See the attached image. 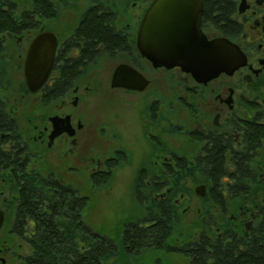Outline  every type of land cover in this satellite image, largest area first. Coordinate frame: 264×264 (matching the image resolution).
<instances>
[{
  "label": "flooded vegetation",
  "instance_id": "obj_1",
  "mask_svg": "<svg viewBox=\"0 0 264 264\" xmlns=\"http://www.w3.org/2000/svg\"><path fill=\"white\" fill-rule=\"evenodd\" d=\"M153 1L0 0V13L23 18L2 26L0 44V264H134L148 253L198 264L207 241L261 239L264 0H203V33L243 54L206 80L140 51ZM45 32L57 38L53 63L31 88L26 57ZM180 213L190 232H175Z\"/></svg>",
  "mask_w": 264,
  "mask_h": 264
},
{
  "label": "water",
  "instance_id": "obj_2",
  "mask_svg": "<svg viewBox=\"0 0 264 264\" xmlns=\"http://www.w3.org/2000/svg\"><path fill=\"white\" fill-rule=\"evenodd\" d=\"M202 13L203 0H154L139 28L140 51L155 65H179L202 80L232 72L242 63V52L227 38L209 40L201 28ZM56 46L52 32L42 33L31 42L25 62L31 88L46 79ZM39 52L41 59L36 63ZM37 69L41 75L35 79Z\"/></svg>",
  "mask_w": 264,
  "mask_h": 264
},
{
  "label": "trees",
  "instance_id": "obj_3",
  "mask_svg": "<svg viewBox=\"0 0 264 264\" xmlns=\"http://www.w3.org/2000/svg\"><path fill=\"white\" fill-rule=\"evenodd\" d=\"M216 7L220 8L222 17L223 7L220 4H217ZM20 20H23V18L0 13V44L4 41L1 36L4 33L2 26L10 30L18 25ZM241 178L239 175H233L231 184H242ZM215 179H218V177ZM241 196L240 190H237L233 193L232 199H241ZM149 232L160 233L163 231L162 229L159 231L158 228L151 227ZM261 234L262 237L259 241L247 239L246 245L243 244L240 238L227 243H224V241H207L209 244H201L198 247V264H264V217L262 219ZM61 259L63 260L64 258L62 257ZM86 264H94L93 257L87 256Z\"/></svg>",
  "mask_w": 264,
  "mask_h": 264
},
{
  "label": "rangeland",
  "instance_id": "obj_4",
  "mask_svg": "<svg viewBox=\"0 0 264 264\" xmlns=\"http://www.w3.org/2000/svg\"><path fill=\"white\" fill-rule=\"evenodd\" d=\"M187 184H194V183H193L192 180L188 181V179H186L185 181H183V185H187ZM124 185H125V182L119 181V183H118V186H119L118 188H120L119 190H123L125 188ZM119 190L114 189V191H119ZM106 197L107 196H105L104 198H106ZM114 206H116V204ZM130 206H132V205H130ZM116 207L108 206L104 217H107L108 220H112L115 217V215H116V212H115ZM140 208H141L142 212H140V213L137 212V214H134V218H137L139 216L145 215L147 213L145 211L144 206L143 207L140 206ZM153 210H155V209H153ZM175 228H176L175 232H177V233H180L181 231L190 232L191 227L189 228L188 221L186 220V217H185L184 214H181V219L180 220L177 219L176 224H175ZM179 259H175L176 260L175 261L172 258V259H168L167 262H163L162 260H158V259H156V261H154V258H153V256H151V253H148V254H142V256L139 257L138 260L134 261V264H178L179 263L178 262Z\"/></svg>",
  "mask_w": 264,
  "mask_h": 264
}]
</instances>
